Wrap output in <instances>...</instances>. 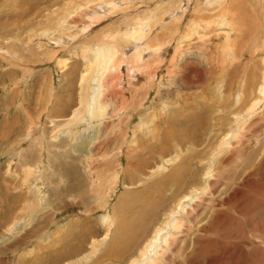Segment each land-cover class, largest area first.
Here are the masks:
<instances>
[{"label":"rangeland","instance_id":"1","mask_svg":"<svg viewBox=\"0 0 264 264\" xmlns=\"http://www.w3.org/2000/svg\"><path fill=\"white\" fill-rule=\"evenodd\" d=\"M106 42L114 63L126 56L112 116L67 126L85 59ZM135 53L152 65L130 76ZM263 78L264 0H0V264H117L103 250L176 169L185 180L161 191L159 223L189 194L202 220L158 263L264 264ZM103 169L119 177L93 197Z\"/></svg>","mask_w":264,"mask_h":264},{"label":"bare ground","instance_id":"2","mask_svg":"<svg viewBox=\"0 0 264 264\" xmlns=\"http://www.w3.org/2000/svg\"><path fill=\"white\" fill-rule=\"evenodd\" d=\"M136 29L138 30V28H136ZM135 34L136 35L135 36L133 35L132 38H135V37L137 38V36H139V30H138V33L135 32ZM192 34H193V32H192ZM204 36H205V34L198 35V37H200V39H202V40L203 39L205 40ZM227 36H228V32H227L226 37ZM111 42L104 43V46L101 47L100 51H98V52L95 51L94 53L91 52V56H88L85 59L86 65H85V68L82 72L81 81H80L81 91L79 90L80 94H79V99H78V106L76 105V108H74L71 115L66 119L65 125L70 126L71 124H77L78 122H80L82 120V118H83L82 116H87L88 118H90V120H93L94 118L103 119L104 116L108 115V114L110 117L112 116V114L110 112H108V109H107V106L110 103L108 98H109V95L111 94V89H113L114 85L116 84L115 82H119V80L122 79L121 70L119 68L121 66V63H125L126 56L124 57L125 54H122V57L120 60L121 62L114 63V60H115L117 53H115L116 46L113 45ZM162 45H163L162 43L161 44L156 43L154 45L149 44L148 47L150 48V51L152 53H154L155 55H158V54H160V52L162 50V47H161ZM157 58H159V57H157ZM131 59H132V62L131 63L129 62V65H128V71L130 73V76L134 75L133 74L134 72H136L138 70L144 71V69L146 67L152 65V64H150L151 62L150 63L145 62V58H143V55L141 56L139 53H138V55L137 54L133 55ZM153 60H156V59H153ZM126 63L128 64V62H126ZM90 71H91V74H90ZM89 74H90V76H89ZM263 81H264V78H263ZM91 83L93 84L94 87H91V85H90ZM259 88H260V90L264 89V84L262 86H260ZM88 89H90L89 92H88ZM263 92H264V90H263ZM263 97H264V95H263ZM260 100H263V99H260ZM254 104L252 105L253 109H255ZM250 112L252 113L254 111L250 110ZM86 120H87V118H86ZM120 121H122V119ZM102 122H101V124H102ZM108 124H110V122H108L105 126H107ZM119 124H120V122H119ZM117 126L118 125H116V127ZM119 127L121 128V126H119ZM101 134H102V131L99 132L98 138L100 136H102ZM121 135L122 134H120V136ZM108 136H110V135H108ZM108 136H106V138L103 141H105V140L107 141L109 139V138H107ZM110 138H112V137H110ZM73 139H76V137ZM108 142H110V140H108ZM105 143H107V142H105ZM223 145H224L223 142H221L220 146H223ZM89 147H91V146H89ZM220 149H222V148H220ZM92 150L93 149H91V148L89 149V151H90L89 153H91V157H92ZM119 150L120 149L117 148L115 150V154L117 152H120ZM128 151H130V150H128ZM104 153H106V152H104ZM104 153H102V154H104ZM106 154H104V155H106ZM130 155H131V153H130ZM86 159H88V158H86ZM129 165H131V164L129 163ZM98 169H100V168H98ZM102 171L105 174L102 173L101 171H97V173H98L97 185H93L95 182V181H93L94 180L93 177L90 179L92 186H89V188H90L91 192L93 193V195H92L93 197L95 195H101V194L104 195V193H106L107 190H109V191L113 190L114 186H111L112 184L108 183V181H110L111 178L114 179L115 183L117 182L116 177L118 176V174L112 175V173H110V172H108V174H107L105 169H103ZM103 174H104V176H103ZM181 174H183V173H179V170L176 169V170L172 171L171 173H169L168 176L166 175L167 181L162 180L163 176L162 177L160 176L161 178L156 180L151 185V188H143V190L144 189L146 190V194H145V198L142 197L143 206L141 205L142 207H138L136 210V212H138L137 215L139 217L137 219V221H135L136 227H133V228L128 227L126 229V228H123L124 226L122 224L121 227L118 228V231H119V229H122L123 231L127 232L124 234L126 236L125 239L123 240V238L118 233V235L116 237L117 240L114 243L112 242L113 244L110 243L108 246V249H106L107 248V246H106V248L103 250L100 258L106 257V256L109 257L110 255H115L116 258H111V259H112L113 263L115 262L117 264H123V262L124 261L126 262V260L128 258H130V260H128V261H130L128 264H159L158 262L162 261L164 259L165 253H167V252L175 253L176 251L178 252V246H181L182 242H184L186 240L185 239L186 237L185 236L182 237L181 234H184V232L189 233L191 230L194 229L193 224H195L197 222L199 223L202 220L200 218V216L202 215L201 211L197 210V208H196L197 206H199V204H197V206H192L189 208L188 205L194 199V196H191V194L184 195L182 198H179L177 200V198L174 199L175 195H173V196H171V198L174 197L173 201L178 202L177 207L173 208V204H172V206L167 211V213L165 212V214H164L165 217L163 216L164 219H162L160 223H159L160 219L157 218L156 212L158 209H160V207L162 208L163 205L167 201V200H165L164 202L162 201L163 198L161 195V191L164 189L165 186H168L170 184L176 183L177 186L182 185L185 178ZM138 181L139 180L136 179V180H133L131 182H129V181L128 182L131 185V184L136 183ZM69 186L72 187L73 185L72 184L66 185V187H69ZM151 189H153V190H151ZM147 191L148 192H152V191L155 192L156 191L157 197L156 198L154 197L155 199L153 197L150 198L151 196L149 197V194H147L148 193ZM38 193L41 194L42 191L39 190ZM183 198H186L187 202H184L182 200ZM42 200L43 199L41 198L40 201L42 202ZM105 201H106V199L103 202H105ZM37 203L39 204L38 201H35L34 203L32 202V207H35L37 205ZM100 206H102V205H100ZM42 209L43 208H41L40 210L43 211ZM36 213H38L36 215H39V212L36 211ZM33 215L34 214H32V217H33ZM39 216H41V214ZM35 218H36V216H35ZM37 218H39V217H37ZM22 219H24V218H22ZM43 219H45V218H43ZM34 221H35V219H34ZM39 223H40V221H39ZM47 224H48V222H47ZM39 226H42V225H36V227H39ZM43 227H45V226L43 225ZM81 228H82L81 234L86 238L87 233L88 232L90 233L89 226H87V224L86 225L83 224L81 226ZM201 228H206L204 226L203 222L199 224V229H201ZM32 231H34V230H32ZM64 232H65V230H64ZM24 234H23L22 238H24V236L26 235V234L25 235ZM67 234H69L70 236L73 235V236H71V237H73V239L81 238L80 233H77L75 235V237H74L75 233L73 231H72V233H67ZM28 236H30V235H28ZM33 236H35V235L33 234ZM20 238H21V236H20ZM25 238H27V236H25ZM63 238L61 237V239H58L55 243L58 244L60 241H62ZM194 239L195 238L192 239V243L195 242ZM177 241H180L181 245L177 246V244H176ZM45 246H46V244L44 245V247ZM68 247H69V245H68ZM79 248H80V246H79ZM179 249H180V247H179ZM62 251H64V250L61 248L60 252H62ZM39 256H40V254H39ZM34 257L36 258V256H34ZM37 258H38V256H37ZM46 261H47V259H46ZM52 261H56V260H52ZM57 261H58V259H57ZM173 261L174 260H172L171 262H173Z\"/></svg>","mask_w":264,"mask_h":264}]
</instances>
